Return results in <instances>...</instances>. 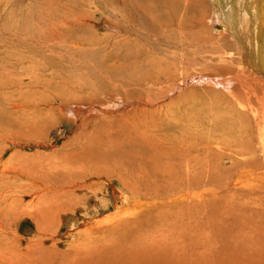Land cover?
Returning <instances> with one entry per match:
<instances>
[{"label":"rangeland","instance_id":"374dc122","mask_svg":"<svg viewBox=\"0 0 264 264\" xmlns=\"http://www.w3.org/2000/svg\"><path fill=\"white\" fill-rule=\"evenodd\" d=\"M112 3L0 0V264H264V203L255 186L264 196V164L218 172L205 196L213 215L194 206L193 194L208 188L188 184L180 154L160 132L173 124L172 110L198 102L184 96L188 87L164 99L143 93L136 82L147 75L129 64L139 39L100 20H116ZM224 24L211 31L225 35ZM115 91L143 100L104 118L89 116L96 103L82 120L59 112L66 99L104 102L100 93ZM62 214L77 224L65 228ZM212 255L221 257L203 259Z\"/></svg>","mask_w":264,"mask_h":264},{"label":"bare ground","instance_id":"6f19581e","mask_svg":"<svg viewBox=\"0 0 264 264\" xmlns=\"http://www.w3.org/2000/svg\"><path fill=\"white\" fill-rule=\"evenodd\" d=\"M112 1V11H114L112 15H115L116 20H110L108 17H102L100 20L105 29L114 28L117 31H126L127 35L136 36L139 39L140 46H132L135 50L129 64L137 68L138 72L144 71V75H147L142 81L136 82L141 87L144 85L143 93H150L155 98L160 95L164 99L170 98L174 94L179 95L188 87V91L183 93L184 96H193L192 99L198 102L196 104L188 102L181 114L175 112L173 106L172 112L176 113L173 124L165 127L163 125V132H160L163 135L164 132L167 133L164 138L172 145V149H169L170 147L167 149L175 150V154H180L182 161L176 157V166L181 171L185 170L189 173L187 175L188 184L199 192L200 182H204L205 187H207L218 181V172L242 171V165L247 163L257 165V169L258 166L261 167L260 162L264 164V0H210L209 2H213L211 5L207 0ZM205 3L206 5H204ZM109 9L111 8L109 7ZM236 10H238V14L235 13ZM215 22L221 23L224 27V23H227L225 35L221 31H211L215 29V26H212ZM104 27L102 25V28ZM237 32L239 37L242 36V39L246 41L248 49L241 44L240 39L235 35ZM248 37L251 40H248ZM261 39L263 40L261 41ZM146 67L149 68L145 69ZM154 72L158 74L150 80L148 73ZM182 88L185 89L182 90ZM140 89L134 88V90ZM119 91H115L113 94L111 92L100 93L102 98L106 99L104 102H90L87 99L89 103L84 104L82 99L77 102L66 99L67 102H60L59 112L70 114L74 120H82L85 118L83 117L85 115L83 108L88 106L90 110L94 108L91 103H96V114L92 112L93 114L89 113V116L100 117L102 114L105 116L114 114L116 111L122 112L127 108L126 105L140 104L143 100L141 99L142 96L141 98L130 97L119 93ZM182 99L185 98L182 97ZM152 100L149 99L148 101L151 102ZM167 101L164 102L167 104ZM157 103L155 104L157 105ZM146 105L148 106V103ZM161 105L163 106V104ZM78 106H82V108ZM159 112L161 113V110ZM170 114L174 116V114ZM86 115L88 114L86 113ZM168 118L170 117L168 116ZM185 152L188 154V160L183 159ZM94 170H96V166ZM211 171H214V174L210 175ZM15 175L21 176L20 174ZM5 185L7 186V183ZM255 186L258 190V198L256 199L264 203V196L261 192L263 186L258 183ZM207 188L208 190L204 192L203 196L195 192L191 200L194 201L196 208H202L205 210L202 213L209 215V213L214 212L209 208L213 206H211L213 202L209 200V197H205L212 194L209 187ZM18 191L20 192V190ZM12 192H17V189L15 188ZM179 199L177 198V200ZM188 201L190 202V199ZM243 208L248 210L250 205L246 203ZM62 222L65 228L70 229L77 224V219L74 215L66 214ZM215 230L218 234L222 233L217 227ZM115 242L121 243L120 241ZM132 245L131 247H133ZM119 248L121 249V247ZM220 257L221 255H212L203 259L213 260ZM203 264L207 263L203 262Z\"/></svg>","mask_w":264,"mask_h":264}]
</instances>
